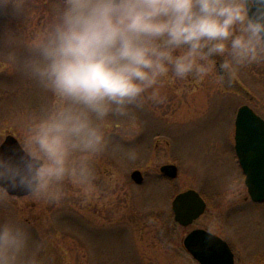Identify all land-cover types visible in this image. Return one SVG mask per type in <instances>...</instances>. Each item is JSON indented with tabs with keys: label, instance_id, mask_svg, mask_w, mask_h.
Returning <instances> with one entry per match:
<instances>
[{
	"label": "rangeland",
	"instance_id": "rangeland-1",
	"mask_svg": "<svg viewBox=\"0 0 264 264\" xmlns=\"http://www.w3.org/2000/svg\"><path fill=\"white\" fill-rule=\"evenodd\" d=\"M59 2L26 0L25 15L0 16L3 142L9 135L21 142L27 118L50 102V94L25 70L26 45ZM162 94L163 103L149 101L111 119L109 148L96 160L97 190L91 198L69 185L58 203L28 196L0 203V220L18 219L42 245L41 264H198L183 245L194 229L228 242L236 264L264 260V202L251 200L235 151L239 108L248 105L264 117V63L242 69L232 81L215 73L201 82L176 80ZM166 164L178 166L177 179L161 174ZM136 170L144 176L142 185L132 180ZM190 189L203 196L208 209L183 228L174 220L172 202Z\"/></svg>",
	"mask_w": 264,
	"mask_h": 264
},
{
	"label": "clouds",
	"instance_id": "clouds-1",
	"mask_svg": "<svg viewBox=\"0 0 264 264\" xmlns=\"http://www.w3.org/2000/svg\"><path fill=\"white\" fill-rule=\"evenodd\" d=\"M27 10L0 0V16ZM26 47L25 70L51 99L16 148L0 140V203L17 192L58 203L69 185L89 199L112 118L163 103L176 80L232 81L264 63V0H60ZM40 248L21 221L0 220V264H41Z\"/></svg>",
	"mask_w": 264,
	"mask_h": 264
},
{
	"label": "water",
	"instance_id": "water-1",
	"mask_svg": "<svg viewBox=\"0 0 264 264\" xmlns=\"http://www.w3.org/2000/svg\"><path fill=\"white\" fill-rule=\"evenodd\" d=\"M19 140L13 135L6 137L4 149H14ZM236 152L246 176V185L252 199L264 201V120L249 107L240 109L237 118ZM161 172L171 179L179 174L176 165H165ZM132 179L141 184L144 177L140 171L132 174ZM11 196L25 197L22 193ZM175 221L183 227H189L207 210V203L195 190L178 194L172 203ZM184 247L200 264H235V257L229 244L219 236L203 230L192 231L184 240Z\"/></svg>",
	"mask_w": 264,
	"mask_h": 264
},
{
	"label": "flooded vegetation",
	"instance_id": "flooded-vegetation-1",
	"mask_svg": "<svg viewBox=\"0 0 264 264\" xmlns=\"http://www.w3.org/2000/svg\"><path fill=\"white\" fill-rule=\"evenodd\" d=\"M245 106H248V105H245ZM243 107V106H242ZM250 107V106H249ZM251 108V107H250ZM240 109V108H239ZM252 109V108H251ZM253 110V109H252ZM254 111V110H253ZM256 113V112H255ZM238 114H239V110H238V112H237V114H236V116H235V134H236V129H237V118H238ZM257 114V113H256ZM258 115V114H257ZM258 116H260V115H258ZM262 119H264V117H262V116H260ZM258 262L260 263V264H263L264 263V260H258Z\"/></svg>",
	"mask_w": 264,
	"mask_h": 264
}]
</instances>
